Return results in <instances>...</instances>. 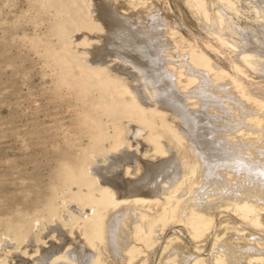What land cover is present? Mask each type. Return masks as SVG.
I'll return each instance as SVG.
<instances>
[{"label":"bare ground","instance_id":"6f19581e","mask_svg":"<svg viewBox=\"0 0 264 264\" xmlns=\"http://www.w3.org/2000/svg\"><path fill=\"white\" fill-rule=\"evenodd\" d=\"M184 1L41 0L89 142L0 264H264V0Z\"/></svg>","mask_w":264,"mask_h":264},{"label":"rangeland","instance_id":"374dc122","mask_svg":"<svg viewBox=\"0 0 264 264\" xmlns=\"http://www.w3.org/2000/svg\"><path fill=\"white\" fill-rule=\"evenodd\" d=\"M158 4L181 17L183 29L201 30L184 0H158ZM50 16L41 0H0V229L42 211L54 188L64 189L60 180L66 163L79 162L89 142L81 122L88 98L82 97L75 82L78 69L64 73L57 55L58 39L64 35L52 34ZM118 34L109 42L123 50L126 37ZM223 83L217 86L224 87ZM254 86L264 91V83H251L249 89ZM220 91L215 95L225 93ZM231 92L237 95L234 89ZM58 243L52 239L45 246L51 250ZM16 255L21 256L16 264H28L26 256Z\"/></svg>","mask_w":264,"mask_h":264}]
</instances>
